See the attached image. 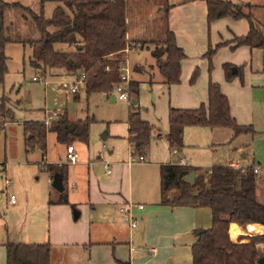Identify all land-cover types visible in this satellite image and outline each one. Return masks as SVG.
Wrapping results in <instances>:
<instances>
[{"label": "crops", "instance_id": "crops-1", "mask_svg": "<svg viewBox=\"0 0 264 264\" xmlns=\"http://www.w3.org/2000/svg\"><path fill=\"white\" fill-rule=\"evenodd\" d=\"M1 1L18 3L19 7H27L35 13L40 12V0H35L37 3L35 9L31 8L33 4L26 5L27 0ZM163 1V7L158 8L159 15H162L158 22L159 26L164 28V31L168 29L173 32L177 46L186 54V58L181 62L180 82L171 85L165 84L156 59L151 54L153 50L151 44L147 43H152L155 39H150L146 33L147 29H141L133 34L132 21L128 15L130 8L126 0L128 8L126 37L132 42L130 51L126 54V63L131 81L138 82L140 87L137 94H131V102L136 101L141 118L153 126L151 138L145 147L139 150L145 156L144 161L129 162L132 152L130 125L127 119L129 113L98 121L88 114L83 118H73L68 109L64 110L65 117L72 123L68 130L72 128L74 131L72 125L76 122L91 120L88 142L78 139L71 144L60 142L54 132L48 131L52 132L64 151L62 158L53 156L52 159L47 156L48 132L46 147L43 150L34 147L26 151L24 142L25 154L39 149L43 153V160L46 155L47 162L37 161L39 173L36 174V171L32 170L31 177L33 176L37 183L32 184L29 189L33 197L24 195V206L20 205L17 196L15 205H11L7 199L10 210L0 202V210L4 211L7 218L4 228L0 219V264H7L6 243L45 244V242L51 245V264H167V261L168 264H174L176 240H185L194 233L197 241L196 231L200 229L199 227H205L204 229L211 227L212 218L210 224L208 219H200V211L205 207L203 209L189 206L171 207L162 204L161 165L170 163L183 165L180 163L183 160L185 165L199 168L203 172L211 170L218 164L242 168L256 166L255 155L246 140L251 136L254 138L256 135L264 134V48H251L248 45L235 47V39L244 37L249 32L250 21L224 17L209 23L206 0ZM224 1L242 6L249 4L254 23L264 34V11H260L256 0ZM47 4L49 12L46 18H50L58 4L46 2L43 10ZM4 25L9 39L5 47L7 67L9 62L7 49L12 43L19 44L23 50L29 47L27 58L32 67L31 41L37 40L40 32L30 13L21 8L7 9ZM31 26L34 28L33 36L26 33L27 28ZM144 47L154 58L153 64L129 63L130 54L137 53L141 56ZM210 50L214 53L211 69L207 57ZM225 64L231 65L232 72L237 75L229 82L225 77ZM195 71H198V75L200 73V77L192 82ZM52 73L51 79L70 76L61 69ZM210 80L220 84L221 91L230 101V114L237 123L251 126L255 132L234 137V132L226 128L186 126L183 131L184 146L181 149L176 148L177 151L173 152L167 141L170 108L197 109L203 103L208 104ZM142 83L153 88L154 93L151 99L140 103ZM82 93L86 94V91ZM96 93L110 98V102L122 101L116 98L114 91L112 94L94 92L86 96L89 99ZM80 96L81 93L76 94L74 99L80 100ZM11 98L20 106L18 98ZM129 107L131 110V105ZM10 112L11 109L4 107L2 117L12 116L14 119V112L12 114ZM45 114L44 109L43 119L26 121L45 123ZM26 121L22 126L25 141ZM98 122L100 134H96L94 129V124ZM69 145H73L78 153L75 164L67 162L66 150ZM223 150L225 152H222ZM249 156L252 164L247 161ZM31 162L36 163L32 158L26 157L23 166H30ZM1 165L3 166H0V170H4L8 178L5 164ZM51 166L55 170L60 166L67 169L65 173L52 172L48 169ZM259 166L261 167L260 164ZM56 176L61 178L63 184L60 191L51 189ZM0 180L4 186H0V191L3 193L9 191L11 179L8 187L1 177ZM16 187L20 188L18 185ZM63 194L66 195L67 204L59 203ZM31 207L38 208L31 211ZM121 209L133 217L136 221L135 227L125 221ZM15 215L20 216V219L14 217ZM247 226L243 227L238 223L229 225L230 235L232 227H237L239 231L236 237L233 234L230 236L233 242L247 241L253 235L249 234L251 227ZM187 243L192 247L195 240H189ZM262 245L263 243L257 244L258 251ZM152 248L155 249L154 254L150 253Z\"/></svg>", "mask_w": 264, "mask_h": 264}, {"label": "trees", "instance_id": "trees-1", "mask_svg": "<svg viewBox=\"0 0 264 264\" xmlns=\"http://www.w3.org/2000/svg\"><path fill=\"white\" fill-rule=\"evenodd\" d=\"M46 2L57 3L50 18L44 14ZM209 23L224 17L250 21V30L244 37L235 39L236 46L264 48V34L256 27L250 5H239L231 1L206 0ZM40 12L35 13L18 3H5L0 0V84L7 74L5 47L9 42L4 25L7 9L21 8L29 12L40 37L31 41L33 46L31 65L42 69L43 73L62 69L69 74L83 71L86 73V95L94 92L112 94L115 85L121 81V64L126 61L127 47L132 42L127 39V3L126 0H40ZM165 39L151 54L156 59L165 84H178L181 75V62L186 54L176 44L171 30H165ZM68 51L67 48H72ZM214 56L209 51L210 63ZM72 60V65L68 61ZM226 80L232 81L235 75L231 65H224ZM198 71L192 76L194 82ZM208 104H201L197 109L169 110V131L167 141L170 149L184 146L186 126H208L226 128L234 132V137L254 133L251 126H242L230 114V101L221 91L220 84L209 81ZM131 94L139 92V83L130 82ZM128 114L130 141L137 150H142L152 136L153 126L140 116L139 106L132 104ZM4 107L0 105L1 117ZM4 115V114H3ZM3 118V117H2ZM91 120L72 124L61 114L50 128L44 122L26 121L24 134L26 151L34 147L45 149L48 131L56 134L60 142L72 143L74 140L88 142ZM52 172L65 173V166L59 169L48 168ZM195 172L192 181L186 180ZM208 171L190 165H161L162 204L178 207L209 208L212 212V225L197 235V241L191 247V264H257L261 255L257 244L264 243V234H253L244 242H233L230 235L231 223L245 227L260 225L264 227V202L256 195L257 174L253 165L246 168L228 165L214 166ZM67 204L66 195H61L60 202ZM7 264H51V245L6 243Z\"/></svg>", "mask_w": 264, "mask_h": 264}, {"label": "rangeland", "instance_id": "rangeland-1", "mask_svg": "<svg viewBox=\"0 0 264 264\" xmlns=\"http://www.w3.org/2000/svg\"><path fill=\"white\" fill-rule=\"evenodd\" d=\"M26 5L31 6L32 9L37 8V3L35 0H27ZM260 11H264V0H256ZM36 3V4H35ZM163 0H128V15L132 21V31H140L141 29H147V34H149L150 39H155L151 44L152 49H157L160 46L159 41H163L165 38L164 28L159 26V20L162 18V15H159L158 8L163 7ZM51 5V4H50ZM48 4L45 6V17L48 15ZM257 7V8H258ZM35 27V26H34ZM14 30V29H13ZM27 34L30 36L34 35L33 26L27 28ZM16 31V30H15ZM34 38V37H33ZM37 39V38H35ZM68 51L72 48H67ZM30 52L29 47L23 48L16 43L8 45L7 57H9L8 62V72L6 74L4 83L0 85V105L11 109V114L14 112V119L12 116H6L5 118L1 117L0 113V166L5 164L6 170H8V178L11 179L12 183L10 185L9 191L3 193L0 191V202L5 205V208H9L7 205V199L11 195L12 191L17 196L18 202L21 206H24L23 197L24 195H30L33 197L32 191L29 190L32 184L37 183L36 179L32 176V170L36 171V174L39 173L37 169V161L40 162L42 159V152L39 149H34L29 153L25 154L24 148V136H23V122L26 120H40L44 118V109L47 114L51 115L54 112L59 110L57 118L54 117V122L58 119L61 114H64V110L69 111L70 116L73 118H83L87 114L96 120H107L114 116L121 117L122 115L128 114L130 110V104L127 102H110V98L103 97L99 94H92L89 99L85 93H81L80 100H75L74 95H70L66 90L59 88V84L67 83L71 81L70 77H60L52 78L50 74H53L52 71L47 72L46 82H34L32 79L35 76L39 75V70L34 69L29 64L28 54ZM139 56L137 53L130 54L129 63H146L147 65L153 64L154 58L152 55H149L146 51V47L143 48V51ZM25 59V61H24ZM128 63V64H129ZM127 64V63H126ZM62 70V69H61ZM58 71V69L56 70ZM200 77V73L197 79ZM131 76H130V84ZM128 84V87H129ZM129 90L130 87H129ZM156 92V90H155ZM154 93L153 88L148 86L146 83L141 84V94H140V103L146 101V99H151L152 94ZM18 98L20 101V106L11 98ZM47 115L45 114V120H47ZM12 119V120H11ZM96 134H100V122L95 123ZM48 157L50 159L56 157H63V149L60 144L57 143L52 132H48ZM246 140V138H245ZM247 144L250 145L251 151L254 153L256 158V165L259 164L262 167V170L257 174V187L256 195L260 202H264V134L256 135L254 138L249 137ZM76 143V142H75ZM71 144V143H70ZM77 145V143L75 144ZM222 152H225L223 150ZM32 158L36 163L31 162L30 166H23L25 158ZM248 163L252 164L251 156L248 157ZM253 158V157H252ZM47 161L43 160L41 163ZM35 174V173H34ZM1 175V173H0ZM41 183L43 181V176L41 177ZM59 181V177L54 178V184ZM16 185L20 186L17 188ZM0 186H3L2 180H0ZM1 187V189H3ZM55 185L51 187L54 191ZM56 191V190H55ZM32 201V200H30ZM31 207V211L37 209ZM206 208V207H205ZM201 210L200 219L207 220L208 223H211V212L209 209ZM4 209V208H2ZM203 209V208H202ZM11 214V213H10ZM14 217H18L15 215ZM0 219L4 228L6 224V215L4 211L0 210ZM20 219V216L18 217ZM207 225V224H206ZM10 226H7L9 228ZM204 229L203 227H199ZM239 232L236 233V235ZM263 234V233H261ZM232 235V234H231ZM236 235L234 237H236ZM247 236V235H246ZM189 240H195L196 235L191 233L190 236L185 238V240H176V249L174 251V264H191V246L187 243ZM187 241V242H186ZM186 243V245H185ZM259 253L264 256V243L260 247ZM262 257V256H261ZM168 264V261H167ZM258 264V263H257Z\"/></svg>", "mask_w": 264, "mask_h": 264}, {"label": "built area", "instance_id": "built-area-1", "mask_svg": "<svg viewBox=\"0 0 264 264\" xmlns=\"http://www.w3.org/2000/svg\"><path fill=\"white\" fill-rule=\"evenodd\" d=\"M130 51V48L127 47V49L125 50L126 54ZM120 71H121V81L115 85V89H114V94L116 96V98L119 101H125L127 103H129L130 105H132L133 103L131 102V92L129 90L128 84L130 81V71L129 68L125 63L121 64L120 66ZM39 77L35 76L33 77V81L34 82H45V84H47L46 82V77L47 74L43 73L42 69L39 70ZM71 78V81L67 82V83H62L59 84V88L62 87V89L66 90V92L70 95H76V94H80L84 91L87 90L86 88V73L83 71H77V72H72V74H70L69 76ZM47 114V112H46ZM59 114V110L54 112L53 114L49 115L47 114V120H45V124L47 128H50L53 124V119L55 117V119L57 118ZM131 156H130V163H139L141 161H144L145 156L143 154L142 151H139L136 149L135 145L132 143V150H131ZM177 149H173V152H176ZM67 162L69 164H75V162H77L78 160V153L76 152V150L74 149L73 145H69L67 147ZM44 159L46 160V155L44 156ZM181 164L185 165V161L181 160L180 161ZM107 167V165H106ZM238 168H242V167H238ZM262 168L260 166H253V171L255 174H259L261 172ZM108 172H110V170H108ZM211 171L209 170L208 173H210ZM0 177L4 180L5 185L8 187V185L10 184V180L7 178L4 170H0ZM9 202L11 203V205H15L16 202V195L12 194L9 195ZM140 207H142V205H140ZM120 212L124 215V219L125 221H127L130 226L135 227L136 226V221L133 219V217L128 214L125 210L121 209ZM150 253L154 254L155 253V249H150Z\"/></svg>", "mask_w": 264, "mask_h": 264}, {"label": "water", "instance_id": "water-1", "mask_svg": "<svg viewBox=\"0 0 264 264\" xmlns=\"http://www.w3.org/2000/svg\"><path fill=\"white\" fill-rule=\"evenodd\" d=\"M68 64H69V65H72V60L68 61ZM235 72H236V70H235ZM132 103H133L134 105L137 104L136 101H132ZM69 131L72 132L73 129L70 128ZM194 175H195V172H194V171L191 172V173L187 176L186 180H188V181H192L193 178H194ZM53 185H55V189L58 190V191H60V190L63 189V184H62L61 178H59V181H57V183H55V184H53ZM204 230H205V229H204ZM204 230H203V229H198V230L196 231V234H197V235H201V234L204 232ZM258 264H264V256L260 257V259L258 260Z\"/></svg>", "mask_w": 264, "mask_h": 264}, {"label": "bare ground", "instance_id": "bare-ground-1", "mask_svg": "<svg viewBox=\"0 0 264 264\" xmlns=\"http://www.w3.org/2000/svg\"><path fill=\"white\" fill-rule=\"evenodd\" d=\"M251 228L249 229V234H261V233H263L264 234V228L262 227V226H259V225H252V226H250ZM237 232H239L238 231V228L236 227H232L231 228V233L233 234V235H236V233Z\"/></svg>", "mask_w": 264, "mask_h": 264}]
</instances>
